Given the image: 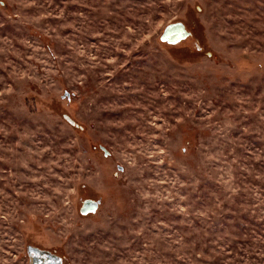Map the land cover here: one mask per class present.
Returning <instances> with one entry per match:
<instances>
[{
	"label": "rangeland",
	"instance_id": "obj_1",
	"mask_svg": "<svg viewBox=\"0 0 264 264\" xmlns=\"http://www.w3.org/2000/svg\"><path fill=\"white\" fill-rule=\"evenodd\" d=\"M43 254L264 264V0H0V264Z\"/></svg>",
	"mask_w": 264,
	"mask_h": 264
},
{
	"label": "flooded vegetation",
	"instance_id": "obj_2",
	"mask_svg": "<svg viewBox=\"0 0 264 264\" xmlns=\"http://www.w3.org/2000/svg\"><path fill=\"white\" fill-rule=\"evenodd\" d=\"M174 33H178L177 31H173L172 33L166 34V37H170L173 36ZM182 34V32H181ZM29 252L32 254V256L37 259L38 256H40L34 249H30ZM43 257V261L39 262L37 264H60V261L58 260V258L54 257V256H48L46 254L42 255Z\"/></svg>",
	"mask_w": 264,
	"mask_h": 264
},
{
	"label": "water",
	"instance_id": "obj_3",
	"mask_svg": "<svg viewBox=\"0 0 264 264\" xmlns=\"http://www.w3.org/2000/svg\"><path fill=\"white\" fill-rule=\"evenodd\" d=\"M182 29L183 27L179 24V25H173V26H170L168 27L165 31H164V34H169V33H172L173 31H177L178 33L181 34L182 32Z\"/></svg>",
	"mask_w": 264,
	"mask_h": 264
},
{
	"label": "snow or ice",
	"instance_id": "obj_4",
	"mask_svg": "<svg viewBox=\"0 0 264 264\" xmlns=\"http://www.w3.org/2000/svg\"><path fill=\"white\" fill-rule=\"evenodd\" d=\"M175 39H176V37L174 36V37H173V40H175Z\"/></svg>",
	"mask_w": 264,
	"mask_h": 264
}]
</instances>
